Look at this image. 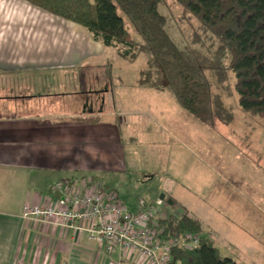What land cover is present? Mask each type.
<instances>
[{"label":"rangeland","instance_id":"rangeland-1","mask_svg":"<svg viewBox=\"0 0 264 264\" xmlns=\"http://www.w3.org/2000/svg\"><path fill=\"white\" fill-rule=\"evenodd\" d=\"M12 4L9 15H31ZM169 4L183 35L198 38L199 22L188 20L174 0ZM40 15L43 13L35 14ZM125 19L133 38L145 45ZM201 39L206 41L205 36ZM147 60L144 50L136 59L125 60L115 49L107 48L104 57L91 60L89 66L32 75L37 90L31 94H71L92 87L108 90L107 107L112 111L101 119L120 130L124 149L115 152L118 162L102 179L119 194L129 212L137 214L144 203L153 204L164 195L166 204L174 200L202 220L204 235L215 239L222 257L238 264H264V119L241 108L235 76L227 70L225 80L213 74L210 79L213 94L232 119L215 127L205 125L166 91L142 90L136 85ZM229 63L224 62L226 68ZM113 96L116 101L110 104ZM64 107L72 108L69 104Z\"/></svg>","mask_w":264,"mask_h":264},{"label":"crops","instance_id":"crops-1","mask_svg":"<svg viewBox=\"0 0 264 264\" xmlns=\"http://www.w3.org/2000/svg\"><path fill=\"white\" fill-rule=\"evenodd\" d=\"M12 3L31 15H9ZM106 52L81 26L23 0L0 1V264L117 261L89 240V223L73 229L23 218L28 203H60L50 191L60 180L79 184L93 179L111 188L102 174L114 170L115 152L124 147L120 130L101 119L112 111L109 91L92 87L71 94H31L37 90L32 75L89 66ZM69 95L73 100L63 97ZM67 104L72 108L66 109Z\"/></svg>","mask_w":264,"mask_h":264},{"label":"trees","instance_id":"trees-1","mask_svg":"<svg viewBox=\"0 0 264 264\" xmlns=\"http://www.w3.org/2000/svg\"><path fill=\"white\" fill-rule=\"evenodd\" d=\"M23 1L83 27L95 42L115 49L125 60L136 59L146 51L148 60L136 85L142 90L166 91L170 99L205 125L215 127L232 119L213 94L210 79L213 74L225 80L227 70L235 76L241 108L252 117L264 119V0H174L188 20L199 22V39L195 40L183 35L171 14L170 0ZM125 17L145 45L133 38ZM226 60H230L227 68ZM162 202V214L155 219L163 240L187 234L200 238L197 246L174 248L169 264H238L221 256L216 241L204 235L201 219L176 201L172 210Z\"/></svg>","mask_w":264,"mask_h":264},{"label":"built area","instance_id":"built-area-1","mask_svg":"<svg viewBox=\"0 0 264 264\" xmlns=\"http://www.w3.org/2000/svg\"><path fill=\"white\" fill-rule=\"evenodd\" d=\"M50 191L59 195L56 205L26 204L23 218L42 224H59L65 228L80 229L82 223L89 240L106 249L110 256H117L112 264H169L174 248L197 246L200 238L187 234L180 239L163 240L156 217L160 216L163 202L132 214L117 193L103 183L86 179L76 184L60 180ZM138 257L137 262L130 260Z\"/></svg>","mask_w":264,"mask_h":264},{"label":"water","instance_id":"water-1","mask_svg":"<svg viewBox=\"0 0 264 264\" xmlns=\"http://www.w3.org/2000/svg\"><path fill=\"white\" fill-rule=\"evenodd\" d=\"M165 199H166V197H165L164 195L161 196V198H160L161 201H165ZM167 203H168L171 207H173V206L175 205V202H174L173 200H168ZM179 211H180L182 214L184 213V211H183L182 209H179Z\"/></svg>","mask_w":264,"mask_h":264}]
</instances>
